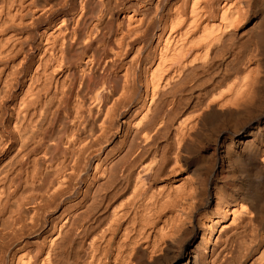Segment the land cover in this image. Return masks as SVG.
I'll return each mask as SVG.
<instances>
[{"label":"bare ground","instance_id":"6f19581e","mask_svg":"<svg viewBox=\"0 0 264 264\" xmlns=\"http://www.w3.org/2000/svg\"><path fill=\"white\" fill-rule=\"evenodd\" d=\"M64 1L0 0V264H264V2Z\"/></svg>","mask_w":264,"mask_h":264},{"label":"rangeland","instance_id":"374dc122","mask_svg":"<svg viewBox=\"0 0 264 264\" xmlns=\"http://www.w3.org/2000/svg\"><path fill=\"white\" fill-rule=\"evenodd\" d=\"M41 1V0H40ZM59 1V0H58ZM57 0H42V2H40V3H42L41 5H46V4H48V3H50V4H53L54 3V5L56 4V2L57 3H59L60 5H62V3H63V1L64 0H62V2H61V0L58 2ZM130 1V0H129ZM257 1V3L259 2V3H263L264 2V0H256ZM28 2V1H27ZM26 2V3H27ZM61 2V3H60ZM65 3L67 2V0H65L64 1ZM111 5H112V3H111ZM256 8H258V6L256 5ZM257 10V9H256ZM262 11V10H261ZM258 12V11H257ZM263 12V15L262 16H264V11H262ZM258 14V13H257ZM259 16H261V14L259 15Z\"/></svg>","mask_w":264,"mask_h":264}]
</instances>
